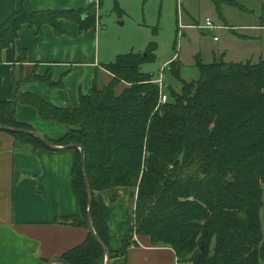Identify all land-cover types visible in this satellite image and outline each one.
<instances>
[{"label":"trees","instance_id":"obj_1","mask_svg":"<svg viewBox=\"0 0 264 264\" xmlns=\"http://www.w3.org/2000/svg\"><path fill=\"white\" fill-rule=\"evenodd\" d=\"M211 1L221 15V2ZM86 8L32 11L29 0H23L0 25V62L24 24L38 31L50 24L58 34L63 33L62 20L82 29L95 27L97 11ZM259 24L264 27V3ZM155 59L152 42L145 53L119 55L107 65L116 82L101 90L94 85L77 108L52 106L16 87L12 99L0 103V125L35 130L17 119L20 99L36 107L43 119L63 125L67 131L62 137H44L55 145H83L93 194L136 187L133 231L173 247L179 260L259 264L264 261V59L206 64L197 57L199 77L192 81L182 78L183 64L174 60L168 69L182 90L166 88V103L160 101L155 74L141 70ZM45 80L53 84L49 77ZM120 81L130 86L117 93ZM7 132L15 136L17 151L52 149L32 134ZM75 150L74 186L84 221H70L89 228L81 150ZM92 223L109 247L108 224L95 199ZM134 243L131 235L118 252L109 247L111 258L125 255ZM61 258L71 264H104L106 254L90 231L84 243Z\"/></svg>","mask_w":264,"mask_h":264},{"label":"crops","instance_id":"obj_2","mask_svg":"<svg viewBox=\"0 0 264 264\" xmlns=\"http://www.w3.org/2000/svg\"><path fill=\"white\" fill-rule=\"evenodd\" d=\"M22 1L0 0V25L21 7ZM142 1L29 0L32 11L94 4L95 27L82 29L76 22L62 20L63 33L58 34L50 24L42 25L39 31L24 24L15 42L2 54L0 103L11 100L18 87L22 94L36 96L52 106L77 108L81 97L92 94L98 80L108 77L107 65L114 62L113 48L102 44L98 14L110 5L125 12ZM186 11L187 18L194 22L187 26L200 25ZM216 24L223 26L222 22ZM255 27L261 29L260 25ZM16 116L43 136L59 138L67 131L61 124L43 119L36 107L22 99ZM76 158L77 151L71 148L17 151L15 136L0 129V264H48L86 241L90 229L70 221H84L74 186ZM93 195L108 224L110 249L118 252L131 235L135 241L125 255L112 257L109 264H192L179 260L173 247L156 244L149 236L133 231L136 216L127 188L97 190Z\"/></svg>","mask_w":264,"mask_h":264},{"label":"rangeland","instance_id":"obj_3","mask_svg":"<svg viewBox=\"0 0 264 264\" xmlns=\"http://www.w3.org/2000/svg\"><path fill=\"white\" fill-rule=\"evenodd\" d=\"M216 1L221 2L222 14L219 16L215 4L211 3L213 9L210 8L208 0H143L139 4L134 3L122 13L116 10L118 7L114 9L113 5L105 6L98 14L102 44L104 46L105 43L106 48H113L112 52L115 55L112 61H116L121 54L145 53L152 42L156 46V59L153 63L142 65L141 70L153 72L155 74L153 80H155L165 68L164 82L167 86L165 84L163 91L168 95L166 88H173L178 92L182 90V83L173 77L167 67L174 60L183 63L182 78L192 81L199 77V71L195 66L197 57L206 64L217 59L227 62H242L248 59L252 63L264 59V27L261 29L255 27L260 25L259 13L264 0ZM230 2H239L243 7L239 9L230 5ZM86 7L87 12L96 9L92 5ZM186 9L195 16V21L200 25H204L206 18L209 17L214 22H222L223 28L205 29L198 28L197 25L187 26L194 22L187 18ZM215 36L217 39L214 38ZM113 78L109 71L106 79L98 80L97 88L101 90L114 84L116 81ZM127 86L130 85L120 81L116 89L117 93H121ZM125 188L129 190L133 209H136V187ZM262 224L264 230V220ZM214 244L215 240L213 246ZM259 264H264V261H260Z\"/></svg>","mask_w":264,"mask_h":264},{"label":"water","instance_id":"obj_4","mask_svg":"<svg viewBox=\"0 0 264 264\" xmlns=\"http://www.w3.org/2000/svg\"><path fill=\"white\" fill-rule=\"evenodd\" d=\"M0 129L11 131V132L21 131V132H25L28 134H32V135L38 137L39 139H41L44 143H46L52 149H62V148L63 149L64 148L75 149V148H79L81 150V162H82V166H83L84 180H85L86 190H87V195H88V224H89V229L92 232V234L94 235L95 239L99 242V244L104 249L105 254H106V264H109L110 259H111L110 249L101 241V239L97 235V233L93 227V223H92V207H93L94 195H93V191L90 187V183H89L88 170H87V164H86L85 152H84L83 145H81L79 143H70L67 145H55V144L50 143L43 135H41L40 133H38L35 130H26V129L3 126V125H0ZM48 264H71V263L64 260L63 258H55V259L51 260Z\"/></svg>","mask_w":264,"mask_h":264},{"label":"built area","instance_id":"obj_5","mask_svg":"<svg viewBox=\"0 0 264 264\" xmlns=\"http://www.w3.org/2000/svg\"><path fill=\"white\" fill-rule=\"evenodd\" d=\"M198 28H205V29H218V28H223L222 25H218L216 24L211 18L207 17L205 24L204 25H197ZM215 39H217V37H215ZM168 67V65H167ZM165 68H163L160 72V75L153 80L159 87V91H160V101L162 103H166L169 99L168 94H166L163 89L165 87V82H164V78H165ZM167 86V84H166Z\"/></svg>","mask_w":264,"mask_h":264}]
</instances>
